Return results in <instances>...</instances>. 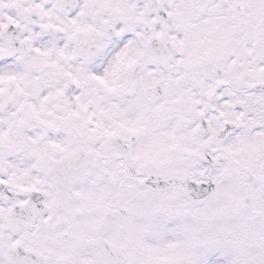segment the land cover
<instances>
[{"label": "snow or ice", "instance_id": "snow-or-ice-1", "mask_svg": "<svg viewBox=\"0 0 264 264\" xmlns=\"http://www.w3.org/2000/svg\"><path fill=\"white\" fill-rule=\"evenodd\" d=\"M0 264H264V0H0Z\"/></svg>", "mask_w": 264, "mask_h": 264}]
</instances>
